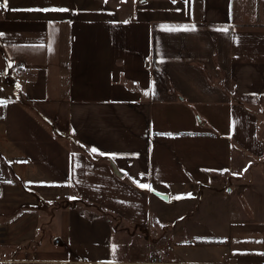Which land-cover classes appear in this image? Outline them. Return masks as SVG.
<instances>
[{
	"label": "crops",
	"instance_id": "obj_1",
	"mask_svg": "<svg viewBox=\"0 0 264 264\" xmlns=\"http://www.w3.org/2000/svg\"><path fill=\"white\" fill-rule=\"evenodd\" d=\"M260 1L187 0L164 16L163 8L139 0L111 3L116 8L0 0V178L9 183L0 185V264H264ZM117 11L131 12L116 16ZM16 89L36 108H48L53 122L58 119L68 131L57 133ZM69 139L90 146L97 157ZM234 159L243 163L236 187L250 205L244 216L225 230L204 223L174 231V239L189 244L188 254L175 253V241L167 251L154 250L153 238L137 235L138 243L128 245L132 257L114 253L112 226L95 206L122 215L146 236L154 216L150 190L124 182L126 172L163 188L215 184L227 209L229 184L215 176L230 171ZM16 177L33 183L20 186ZM60 188L96 210L88 215L62 209L60 242L67 240L68 247L5 256L4 244L45 218L38 200L56 197L49 191ZM180 191V199L192 200ZM163 192L170 198V191ZM203 216L209 219V211ZM154 256L162 263H151Z\"/></svg>",
	"mask_w": 264,
	"mask_h": 264
},
{
	"label": "rangeland",
	"instance_id": "obj_2",
	"mask_svg": "<svg viewBox=\"0 0 264 264\" xmlns=\"http://www.w3.org/2000/svg\"><path fill=\"white\" fill-rule=\"evenodd\" d=\"M126 1V4L129 3L133 5V0H65V4L68 7H83V6H94L97 7H111L114 5L120 6L123 4V2ZM130 1V2H129ZM187 2V0H139V4H148L150 5H156L158 7L163 8L164 16H170V8L172 6H181L183 2ZM142 2V3H141ZM114 5H112V4ZM260 5V15L263 16V19L259 22V24H264V1L259 2ZM123 8V7H122ZM131 8V6H130ZM122 11H117L115 14L116 16L119 15V13ZM131 12V11H130ZM130 12H122L120 14H129ZM36 106V105H35ZM42 106V105H41ZM37 108H40L37 106ZM40 111H45L43 114L48 118V120L59 130L63 131L66 128L62 124L61 121L57 119V122H53L54 117H56L54 114L50 112L48 108H40ZM63 115V114H62ZM60 120L62 116L59 118ZM67 130V129H66ZM68 131V130H67ZM92 152V151H91ZM240 155L247 159L248 157L244 153H240ZM92 156L94 158L97 157V154L92 152ZM233 167L230 171L227 172H221L218 175L215 176V179H221L226 180V182L229 184L227 189L225 190L227 195V202L229 205L227 206V209L224 204L219 202V199L221 197L217 196V190L219 189V186L215 184H206L199 186L197 183H194L192 187L188 188H182L177 185L169 186L168 188H163L162 186H157L153 182H142L136 179L134 174L131 172H126V176L122 177L124 182L128 183L130 186H132L135 189H140L139 184H148L150 185V188H143L146 189V191L150 190L153 200L152 205V211H153V222L151 226V231L148 232L147 236L143 232L139 231V226L134 224L133 222H130L129 220L124 219V217L117 213H112L113 216L110 217L109 220H107L111 226L112 230L114 232V253L118 254L120 257H132V252L129 249L128 245L138 243V239L142 240V238H146L147 242H150V239L153 238V241H151L150 245L154 247V250H158L159 248L162 250L167 251V244L172 241H175L177 243L175 247V253H186L188 254L190 250H186L190 248L189 244L181 243L177 238L174 239L172 237V234L174 231H179L182 227H201L204 223H210L212 225H217L219 229L225 230L227 228L229 221L236 218V217H242L244 216L243 212L244 209L249 211L247 208L250 207L248 200L245 197L238 196L237 193V183L238 179L242 176L240 175V171L238 170L239 165H242L243 163H238L237 159H234ZM255 162L252 161L250 165H254ZM4 170V165H3ZM11 172V171H10ZM244 173V172H243ZM8 177V176H7ZM6 177V178H7ZM21 177V176H20ZM18 178L16 177L14 181L15 184H18L20 186H26L25 181L29 180L26 178ZM255 179L262 180L261 176L255 172L254 174ZM30 183H33L29 180ZM225 182V183H226ZM27 183L29 185V189L33 191L34 193H38L39 190H35L32 188L36 187L33 184ZM8 181H3L2 178H0V185L5 186L8 185ZM220 186H224V183L220 184ZM24 187H20L22 192L25 191ZM232 188V189H231ZM233 191H231V190ZM170 191V198L167 200L162 199L161 197L157 196L156 194H152V191ZM178 190H181V193L193 195L192 200L189 199H180L178 198ZM30 191V190H28ZM30 191V192H31ZM223 191V190H222ZM49 194H55L56 197H52L51 199H41V201L38 200L37 207L38 209L42 208V206L45 207V218L38 220H35L36 227L33 229H30L26 231L21 238L14 239L12 244L7 243L3 245V248H8V250H4L5 256H12L13 254H16L18 252L23 253H42L43 251L47 250H60L63 251L68 247V241L62 240L63 242H60V237L62 234V229L64 230V227L62 226V221H59V217L62 214V209L66 208H78L80 211L90 215L92 212H95L96 210L93 208L92 205L88 203H84L82 199L80 198H73L70 194L71 191L67 192L63 189H53L49 191ZM224 192V191H223ZM224 192V194H225ZM164 193V192H163ZM225 194V195H226ZM68 195L69 200L66 201V196ZM195 196V197H194ZM218 201V202H217ZM41 202V203H40ZM36 203V202H35ZM34 204V203H33ZM241 206V208H240ZM96 208V207H95ZM98 210V207L96 208ZM37 210V209H36ZM206 211H209L210 218L206 219L203 216V213ZM38 212V211H37ZM100 214H102L101 210H98ZM44 212L41 211L40 216ZM109 213V215H112ZM218 214L221 215V219L217 218ZM92 215V214H91ZM177 223L176 225H174ZM174 225V226H172ZM135 229V230H134ZM137 232V234H136ZM135 235H137L139 238H136ZM189 234L181 233V238H189ZM209 239H214V242L216 241H224V236H207ZM219 239V240H218ZM59 241V242H58ZM192 243H195V240H191ZM12 247V248H11ZM130 250V251H129ZM2 264H15V263H2Z\"/></svg>",
	"mask_w": 264,
	"mask_h": 264
},
{
	"label": "trees",
	"instance_id": "obj_3",
	"mask_svg": "<svg viewBox=\"0 0 264 264\" xmlns=\"http://www.w3.org/2000/svg\"><path fill=\"white\" fill-rule=\"evenodd\" d=\"M16 93H17V96L18 97H21L23 100H24V102L30 107V108H32L45 122H47L50 126H52L53 127V129L57 132V133H61L62 131H59L49 120H48V118L46 117V116H44L39 110H38V108H36V106H35V104H34V101H32L27 95H26V93L25 92H23L21 89H16ZM69 140H71V139H69ZM71 141H73L77 146H78V148H80V149H82V150H84L87 154H88V156L90 155H92V150H91V148H90V146H88V145H82V143H80L79 141H77L76 139H74V140H71ZM232 149L233 150H236L237 148H236V146L235 145H233V147H232ZM125 177H127L126 175L124 176V178ZM85 203V202H84ZM95 206V205H94ZM96 208H97V206H95ZM98 210H101L102 211V214H101V216L104 218V219H107V220H109L110 219V217H112L113 216V214L112 213H115V212H113V211H107V210H105V209H103V208H98ZM109 213L110 214H112V215H109ZM110 222V221H109Z\"/></svg>",
	"mask_w": 264,
	"mask_h": 264
},
{
	"label": "water",
	"instance_id": "obj_4",
	"mask_svg": "<svg viewBox=\"0 0 264 264\" xmlns=\"http://www.w3.org/2000/svg\"><path fill=\"white\" fill-rule=\"evenodd\" d=\"M113 166H114V170L115 172L119 175V176H123L124 175V172L120 171L116 165L113 163ZM157 196L161 197L162 199H165L168 201L169 199V194L167 193H163V192H159V191H153Z\"/></svg>",
	"mask_w": 264,
	"mask_h": 264
},
{
	"label": "snow or ice",
	"instance_id": "obj_5",
	"mask_svg": "<svg viewBox=\"0 0 264 264\" xmlns=\"http://www.w3.org/2000/svg\"><path fill=\"white\" fill-rule=\"evenodd\" d=\"M5 7H6V4H5ZM52 10L67 11V9H52ZM40 11H49V9H41ZM0 103H3V101H0ZM93 151H96V150L93 149ZM139 187H141V188H150V185H148V184H139Z\"/></svg>",
	"mask_w": 264,
	"mask_h": 264
},
{
	"label": "built area",
	"instance_id": "obj_6",
	"mask_svg": "<svg viewBox=\"0 0 264 264\" xmlns=\"http://www.w3.org/2000/svg\"><path fill=\"white\" fill-rule=\"evenodd\" d=\"M2 113V110L0 109V114ZM0 174H1V171H0ZM170 248V247H169ZM150 262H156V263H162V259L159 258L158 256H154L152 257V259H150Z\"/></svg>",
	"mask_w": 264,
	"mask_h": 264
}]
</instances>
